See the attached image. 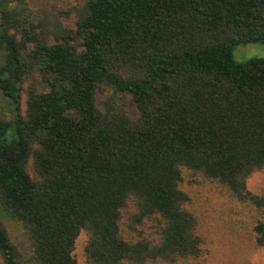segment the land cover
<instances>
[{
    "label": "trees",
    "instance_id": "trees-1",
    "mask_svg": "<svg viewBox=\"0 0 264 264\" xmlns=\"http://www.w3.org/2000/svg\"><path fill=\"white\" fill-rule=\"evenodd\" d=\"M12 3L0 0L14 105L0 120L2 264H79L82 234L87 264H206L185 186L217 190L228 225L264 248V188H247L264 167V58L234 59L264 45V0H88L52 43ZM2 217L23 227L27 257Z\"/></svg>",
    "mask_w": 264,
    "mask_h": 264
},
{
    "label": "rangeland",
    "instance_id": "rangeland-1",
    "mask_svg": "<svg viewBox=\"0 0 264 264\" xmlns=\"http://www.w3.org/2000/svg\"><path fill=\"white\" fill-rule=\"evenodd\" d=\"M7 1V0H6ZM12 4L20 0H8ZM21 4L31 12L38 25V31L50 43L55 41L54 22L61 24L62 30L73 31L76 29L81 9L88 0H23ZM22 6V7H23ZM24 8V7H23ZM264 58L263 44H249L238 46L234 50V59L237 63H246L252 59ZM35 83L39 90L47 86L42 83L41 77L35 75ZM14 105L0 93V120H9L12 116ZM247 188L252 193H260L264 188V167L255 171L247 179ZM195 202L204 214V234L210 240L212 257L206 264H264V248L253 249L240 232H235L228 225V200L212 187H188ZM7 226L13 243L20 252L27 257L29 254V241L23 227L15 221L2 217ZM85 234L78 239L76 257L79 264H87L84 254L86 242ZM0 264L2 261L0 260Z\"/></svg>",
    "mask_w": 264,
    "mask_h": 264
}]
</instances>
